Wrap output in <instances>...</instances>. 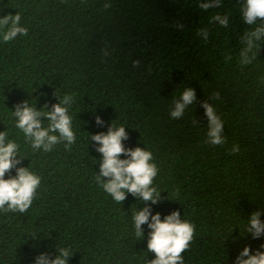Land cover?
Wrapping results in <instances>:
<instances>
[{
	"label": "trees",
	"instance_id": "obj_1",
	"mask_svg": "<svg viewBox=\"0 0 264 264\" xmlns=\"http://www.w3.org/2000/svg\"><path fill=\"white\" fill-rule=\"evenodd\" d=\"M242 2L221 0L205 12L199 0H0V19L20 14L28 29L6 43L11 21L0 26V132L18 145L17 167L41 177L25 213L0 210V264H34L41 253L54 259L63 247L73 254L68 264H149L150 229L142 225L138 235L132 220L145 206L162 220L179 211L194 225L184 264H235L245 246L264 251V235L246 231L253 212L264 222V38L251 63L240 57L244 34L264 21L245 24ZM216 14L228 16L227 27L212 20ZM186 88L196 100L172 119ZM66 95L76 142L33 150L14 106L50 111ZM204 102L223 121L222 145L206 143ZM120 126L125 148L153 153L157 203L130 193L117 203L96 178L102 154L91 136Z\"/></svg>",
	"mask_w": 264,
	"mask_h": 264
},
{
	"label": "clouds",
	"instance_id": "obj_2",
	"mask_svg": "<svg viewBox=\"0 0 264 264\" xmlns=\"http://www.w3.org/2000/svg\"><path fill=\"white\" fill-rule=\"evenodd\" d=\"M220 6L221 0H199L198 3V8L205 12ZM241 12L243 22L247 25L256 24L258 19L264 21V0H243ZM212 20L223 27L229 24L227 15L216 14ZM9 21H11L10 26L2 34L4 42H11L18 36L28 35V29L21 24L20 14L3 17L0 19V26L9 25ZM178 27L183 28V25ZM197 35L205 42L208 39L206 29H200ZM262 38H264V23L244 34L242 39L246 47L240 52L242 64L252 62L254 57H250L249 53L256 47L255 42ZM138 64V61L134 62V66ZM213 98L219 99V93H214ZM195 100V91L186 88L180 98L173 101L169 111L170 118H182L186 108L194 104ZM71 101L72 97L66 95L60 103L53 104L50 111L46 110L47 105L37 110L35 106H29L27 101L14 106L15 111L12 112L16 127L30 141L33 150L50 152L61 142H65L64 146L68 149L76 142L72 117L68 111ZM201 106L205 109L208 119L206 143L213 146L222 145L225 143V137L221 117L213 105L204 102ZM41 116L48 120L47 127L43 126ZM103 123L104 121L97 116L96 124L103 126ZM127 139L128 134L123 126L109 127L106 133L100 132L91 136V140L96 142V151L102 154L100 171L96 178L103 191L117 203H122L127 193L145 202L157 203L158 195L152 184L157 176L158 167L153 162V153L140 147L125 148L122 142ZM231 151L238 152V145H234ZM18 154V145L8 140L7 131L0 132V210L25 213L32 206L41 184V177L31 172L28 167H17L21 164ZM121 155L127 158L121 159ZM13 168L16 169V175H9L6 179V174ZM260 216L261 212H253L246 227V231L251 233L254 239L264 235V222L260 220ZM132 220L138 235H143L142 225L147 224L150 229L147 249L155 254V259L149 264H184L182 253L188 250L193 241L195 229L193 224L181 219L179 211H173L162 220L160 213L153 214L151 208L145 206L132 213ZM260 248L264 249V244L260 245ZM72 255L69 248L63 247L59 249V254L54 259L47 253L39 254L34 264H68V258ZM235 264H264V251L257 249L255 254H252L251 249L245 246L236 257Z\"/></svg>",
	"mask_w": 264,
	"mask_h": 264
}]
</instances>
